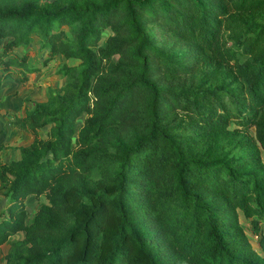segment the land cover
I'll use <instances>...</instances> for the list:
<instances>
[{"label":"trees","instance_id":"trees-1","mask_svg":"<svg viewBox=\"0 0 264 264\" xmlns=\"http://www.w3.org/2000/svg\"><path fill=\"white\" fill-rule=\"evenodd\" d=\"M0 40V88L80 61L1 147L3 264H264V0H0Z\"/></svg>","mask_w":264,"mask_h":264},{"label":"rangeland","instance_id":"rangeland-1","mask_svg":"<svg viewBox=\"0 0 264 264\" xmlns=\"http://www.w3.org/2000/svg\"><path fill=\"white\" fill-rule=\"evenodd\" d=\"M109 34V32L102 34V42L107 39ZM6 41L7 40H0V55L2 54V46ZM38 47V44L34 43L27 48L14 50L7 57L19 58L25 53L28 56V64L37 63V61L41 62L46 57V54H40ZM79 63L80 61L78 60H67L62 56L57 55L53 61H51L46 67H42L38 73L27 74L25 81L21 80L22 74L18 72V69L11 68L9 73L3 76L0 88V121L5 124V129H0V141L4 140V143H8V141H13L14 143H27L29 140H33V136L30 133L24 132L16 127V119L23 117L24 110L26 107L31 106L33 102H44L49 91L60 93V89L65 83V79L58 74V71L63 66L73 67L78 66ZM83 118L78 120L77 127L81 124ZM250 133L253 134V130H250ZM39 138H45V132H42L39 135ZM4 146L5 145H2L1 147ZM16 147L19 148L18 146ZM12 154H14L13 150L6 153L8 156ZM10 161L11 160L6 159L7 164ZM0 165H3L1 160ZM4 194L5 188L0 187V218H2L8 204V199L5 198ZM42 204H47L44 196H41L38 199L33 196L26 199L25 206L28 213L27 221H30L33 218L34 214ZM240 223L244 225L245 233L252 248L259 252L258 239L256 236L252 235L249 221L240 219ZM261 228L264 230V223L261 224ZM22 238L23 233H18L9 238L8 241L1 246L0 264H3V255L10 243Z\"/></svg>","mask_w":264,"mask_h":264},{"label":"crops","instance_id":"crops-1","mask_svg":"<svg viewBox=\"0 0 264 264\" xmlns=\"http://www.w3.org/2000/svg\"><path fill=\"white\" fill-rule=\"evenodd\" d=\"M0 116H1V111H0ZM0 126H1L0 129H5V124L2 123V121H0ZM1 141H0V160L2 161V164L4 165H7L6 159L17 160L19 158V154L18 152H14V154L10 156L6 155V153L10 150H6V149L3 150L1 148L2 145H5V146L10 145L13 147H16V146L24 147V146H28L32 142V140H29L27 143H14L13 141H8V143H4V140H1Z\"/></svg>","mask_w":264,"mask_h":264}]
</instances>
